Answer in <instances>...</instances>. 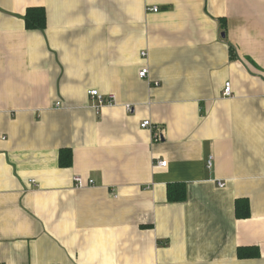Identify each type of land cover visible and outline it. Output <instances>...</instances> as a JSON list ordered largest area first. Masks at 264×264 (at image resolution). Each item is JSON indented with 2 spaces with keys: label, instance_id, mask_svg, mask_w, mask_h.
<instances>
[{
  "label": "crops",
  "instance_id": "0c3cea01",
  "mask_svg": "<svg viewBox=\"0 0 264 264\" xmlns=\"http://www.w3.org/2000/svg\"><path fill=\"white\" fill-rule=\"evenodd\" d=\"M0 264H264V0H0Z\"/></svg>",
  "mask_w": 264,
  "mask_h": 264
},
{
  "label": "trees",
  "instance_id": "16d2710c",
  "mask_svg": "<svg viewBox=\"0 0 264 264\" xmlns=\"http://www.w3.org/2000/svg\"><path fill=\"white\" fill-rule=\"evenodd\" d=\"M26 26L28 30H42L46 27V12L44 8H30L26 14ZM73 157L70 150H62L60 153V166L69 167L72 165ZM186 199V191L183 187L170 186L168 189V200L170 202H183ZM236 215L238 219H245L250 216V205L248 199L236 201ZM254 248H240V258H251L258 255L251 252ZM257 251V250H256Z\"/></svg>",
  "mask_w": 264,
  "mask_h": 264
},
{
  "label": "built area",
  "instance_id": "2783aa9c",
  "mask_svg": "<svg viewBox=\"0 0 264 264\" xmlns=\"http://www.w3.org/2000/svg\"><path fill=\"white\" fill-rule=\"evenodd\" d=\"M152 10L155 11V12H158L159 8L155 7ZM148 73H149L148 69H143L140 72V78H146L148 76ZM89 95H90V97L92 99L96 100L97 105L95 106V108H96L98 113L104 106H112V105L115 104V96H113V95H110L108 97H104L97 90L90 91ZM224 97L225 98L232 97V85H231V83H226L225 91H224ZM126 108H127V110L129 112L132 111L130 106H127ZM150 126H151L150 121H144V123H142V125H141V128L147 129ZM155 136H156V139H160L161 138V134L160 133H157ZM167 164H168L167 162L163 161V162H160L158 166L159 167H167ZM208 166H209V168L212 167V160L209 161ZM77 181L79 182V180H77ZM31 182L34 183L35 181L32 180ZM91 184H93V183L91 182ZM219 185H220V187H224L225 186L223 183H220Z\"/></svg>",
  "mask_w": 264,
  "mask_h": 264
},
{
  "label": "water",
  "instance_id": "95a60500",
  "mask_svg": "<svg viewBox=\"0 0 264 264\" xmlns=\"http://www.w3.org/2000/svg\"><path fill=\"white\" fill-rule=\"evenodd\" d=\"M224 36V35H223Z\"/></svg>",
  "mask_w": 264,
  "mask_h": 264
}]
</instances>
